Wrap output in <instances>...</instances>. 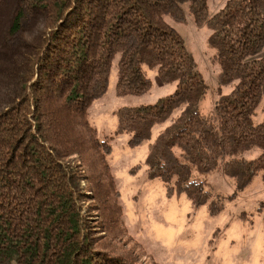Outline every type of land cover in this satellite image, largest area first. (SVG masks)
<instances>
[{
  "label": "trees",
  "instance_id": "trees-1",
  "mask_svg": "<svg viewBox=\"0 0 264 264\" xmlns=\"http://www.w3.org/2000/svg\"><path fill=\"white\" fill-rule=\"evenodd\" d=\"M213 1L224 7L211 14ZM187 15L211 33L219 88L233 87L206 115L210 87L168 23ZM114 66L120 98L151 91L146 70L176 85L156 105L117 111L130 148L165 126L145 165L168 197L216 215L214 171L237 192L264 182V0H0V264H125L106 243L123 215L111 138L89 122Z\"/></svg>",
  "mask_w": 264,
  "mask_h": 264
},
{
  "label": "rangeland",
  "instance_id": "rangeland-1",
  "mask_svg": "<svg viewBox=\"0 0 264 264\" xmlns=\"http://www.w3.org/2000/svg\"><path fill=\"white\" fill-rule=\"evenodd\" d=\"M223 7V2L213 1L210 13ZM168 23L185 40L210 87L201 106L206 115L221 95L233 90L232 86H218L220 71L207 45L211 33L197 26L189 15L185 24ZM146 71L151 91L141 97L120 98L114 66L106 96L94 101L89 109L90 124L100 137L111 138L109 163L121 193L122 219L117 216L118 224H112L111 232L116 229L106 243L115 248L125 264H264V182L260 177L237 192L235 181L224 174L222 167L214 171L206 179V190L212 195L211 201L224 199V208L212 215L208 205L195 209L185 195L168 197L162 183L149 179L145 163L165 126L155 127L151 140L137 148L128 146L129 136L116 135L119 109L153 106L176 91V85L161 84L156 71ZM257 113L256 123L263 117L262 110ZM258 154L254 151L245 156L252 160ZM98 168L100 171L102 166Z\"/></svg>",
  "mask_w": 264,
  "mask_h": 264
}]
</instances>
